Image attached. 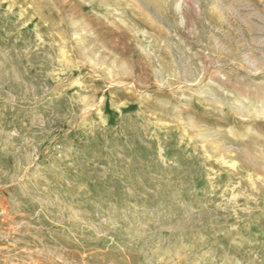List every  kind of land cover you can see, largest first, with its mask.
Wrapping results in <instances>:
<instances>
[{
    "label": "rangeland",
    "instance_id": "obj_1",
    "mask_svg": "<svg viewBox=\"0 0 264 264\" xmlns=\"http://www.w3.org/2000/svg\"><path fill=\"white\" fill-rule=\"evenodd\" d=\"M0 264H264V0H0Z\"/></svg>",
    "mask_w": 264,
    "mask_h": 264
}]
</instances>
